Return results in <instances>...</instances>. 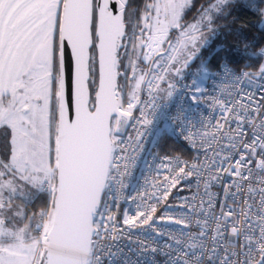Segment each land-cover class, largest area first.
Here are the masks:
<instances>
[{
  "label": "snow or ice",
  "instance_id": "1",
  "mask_svg": "<svg viewBox=\"0 0 264 264\" xmlns=\"http://www.w3.org/2000/svg\"><path fill=\"white\" fill-rule=\"evenodd\" d=\"M188 2L163 5L170 19L165 39L157 41L151 35L156 2L144 5L137 24L131 22L138 10L130 0H0V151L7 153L6 159L0 157V264H141L117 246L123 239L135 245L138 256L153 254L144 264H156V253L166 257L165 264H264V63L225 81L227 90L217 86L211 93L198 86L202 77L194 73L196 79L184 91L192 104H206L210 111L193 113L191 119L188 113H174L155 133L159 137L178 128L193 155L157 153L158 162L142 186L131 196L125 192L144 148L149 116L178 92L184 71L213 28L211 13L231 0L208 5L203 30L180 20ZM102 10L119 27L111 46L100 52ZM109 61L118 103L108 113L97 184L80 194L73 224L72 174L58 176L65 151L60 115L66 112L67 124H73L81 87L87 90L88 111L96 110L92 85L99 84L97 77ZM43 88L46 99L38 94ZM45 104L46 148L37 127ZM189 177L195 178L197 190L172 204L173 190ZM213 185L220 190L213 191ZM38 192L48 195L39 209L32 206ZM121 201L135 207L121 210ZM162 223H174L181 231H161ZM140 229L151 230L163 243L157 246L148 231L146 238L133 239V231Z\"/></svg>",
  "mask_w": 264,
  "mask_h": 264
},
{
  "label": "trees",
  "instance_id": "2",
  "mask_svg": "<svg viewBox=\"0 0 264 264\" xmlns=\"http://www.w3.org/2000/svg\"><path fill=\"white\" fill-rule=\"evenodd\" d=\"M154 0H130V5L138 11L131 18L132 23H140L139 17L145 4L153 3ZM193 14H188L185 19V25H191L197 18L207 11L208 5L214 0H192ZM221 11L212 16V25L217 29L216 33L211 34L207 46L201 48L184 73L189 70H198L194 67L198 63L212 74L221 64H227L234 72L242 70L255 71L262 61L255 55L258 48L264 45V21L261 19V13L264 12V0H231L230 4L221 5ZM131 11V9H129ZM127 30L131 32V25L126 20ZM174 38V36H173ZM138 44V40H133ZM124 85L125 92L128 91L126 82L119 81ZM96 90V84L92 85ZM160 153L187 155V149L184 143L172 136L163 135L160 139ZM1 157L7 158L6 151H0ZM47 198L39 192L32 201V206L37 209L44 207ZM31 211V209H29Z\"/></svg>",
  "mask_w": 264,
  "mask_h": 264
},
{
  "label": "water",
  "instance_id": "3",
  "mask_svg": "<svg viewBox=\"0 0 264 264\" xmlns=\"http://www.w3.org/2000/svg\"><path fill=\"white\" fill-rule=\"evenodd\" d=\"M81 48L82 55H86L87 49V18L86 12L81 11ZM119 27V22L105 15L101 11V31L103 39L100 52L112 44V38ZM94 93L97 108L89 112L91 104L87 101V90L81 87L80 102L78 104L77 116L72 125L67 124V114L61 111L59 127L62 130V140L65 151L60 161V173L58 176L64 178L71 171L76 196L73 201L72 223H76V209L80 201V194L86 190L94 189L97 181V168L105 151L108 141V113L116 109L118 100L113 88L116 84L115 71L111 67V61L104 69L103 75L97 77ZM87 105V106H85Z\"/></svg>",
  "mask_w": 264,
  "mask_h": 264
},
{
  "label": "built area",
  "instance_id": "4",
  "mask_svg": "<svg viewBox=\"0 0 264 264\" xmlns=\"http://www.w3.org/2000/svg\"><path fill=\"white\" fill-rule=\"evenodd\" d=\"M173 36H174V32ZM255 55L264 63V45L258 48L255 52ZM247 70H242L240 72H234L231 67L227 64H221L218 69H216L212 74L209 75L208 79L201 85V79L198 80V86L202 88H206L209 93L213 92L217 86L224 87L226 90L230 87V84L225 81L234 80L237 76H239L242 72ZM199 72L202 77L201 70H189L183 74V79L179 82V90L172 97L169 101H162L160 106L156 109H153L151 115L149 116L150 124L147 126L148 131L145 135L144 140V148L143 150L136 156V159L133 163V166L130 171V175L127 178V183L125 187L126 195L131 196L135 194V192L142 186L144 177L148 175L151 170H154L155 164L158 162L157 153H160V139L163 135H168L175 137L181 140L186 149L188 154L183 155L185 159H190L193 155V149L191 146L185 141L182 136L180 135L179 129L177 128L173 131L171 128L166 131L162 136L156 137L155 133L158 128L162 126V123L167 119H170L174 113L181 112V113H188L189 118H192V114H203L207 115L210 109L206 104H192L190 99L188 98L187 94L184 91V85L193 79H196L194 73ZM223 82V83H222ZM252 90H255L253 87ZM171 108V110H170ZM152 122V123H151ZM131 132L132 130L129 129ZM163 155V154H161ZM177 155V154H176ZM155 173H153V176ZM195 184V178L189 177L186 180L182 181L181 184L178 186L177 189L173 190L170 201L172 204H176L177 200L190 196L195 189L192 185ZM219 185H213V191H219ZM200 195H203V182H201L200 188L198 189ZM42 193L48 200V195L46 192ZM122 209L128 208L133 209L135 206L124 201H121ZM179 212V209L175 210ZM158 227L161 231H172V232H180L181 229L178 225L174 223H167V224H159ZM148 231L149 238H154L153 242L159 246L163 243V238L157 236L151 230H134L132 233L133 239L139 236L141 239L146 238L144 236V232ZM117 246L123 250L124 254L128 255L132 259H139L141 264H144V261L149 260L153 254H144L138 256L135 252V245L130 243L129 240L123 239L117 243ZM156 257V264H165L166 257L160 256L159 253L155 254Z\"/></svg>",
  "mask_w": 264,
  "mask_h": 264
},
{
  "label": "rangeland",
  "instance_id": "5",
  "mask_svg": "<svg viewBox=\"0 0 264 264\" xmlns=\"http://www.w3.org/2000/svg\"><path fill=\"white\" fill-rule=\"evenodd\" d=\"M154 2L158 3L159 9L157 10V8H153L152 11H151L152 24L154 26V30L151 33V35H152V38L154 40L159 41V40L165 39V37H166V33L163 32V29H165L166 26L168 25L170 17L168 16L166 10L163 7V5L167 2V0H154ZM193 5H194V2H192V0H189V2L186 3L180 9V17H179L180 20H182L184 22L185 19L188 17V14H190V15L193 14V10H192L193 9ZM220 6L221 5H219V7ZM206 14H208L207 11H204V13H202L197 18V20L195 22V23H198L200 25L202 30L204 29V27L208 23V21L204 20V16ZM216 14H217L216 11H213L211 13L212 16H214ZM211 22H212V20H211ZM216 32H217V29H215L213 27L212 30L206 34L205 42L200 46L199 50L201 48H203V47L208 45L209 40H210L209 36L211 34H213V33H216ZM170 35H173V33L170 32ZM174 35H175V33H174ZM145 38L147 39V34H146ZM138 43H139V41H138ZM165 44H166V42L163 44V47L165 46ZM158 50H159V47H157V51L156 52H158ZM145 51L147 52V51H149V49L145 48ZM194 67L202 71L201 85H203V83L208 79L210 74L205 69V67L203 65H199L198 66V63H197L196 65H194ZM38 94L41 96V98L46 99L47 88H43L42 91L38 92ZM37 127L39 129V135L43 139V141L45 143V148H46V143H47V110H46V104L44 106V110L40 113L39 119L37 121ZM0 157H1V153H0ZM45 162H46V151H45Z\"/></svg>",
  "mask_w": 264,
  "mask_h": 264
},
{
  "label": "crops",
  "instance_id": "6",
  "mask_svg": "<svg viewBox=\"0 0 264 264\" xmlns=\"http://www.w3.org/2000/svg\"><path fill=\"white\" fill-rule=\"evenodd\" d=\"M166 45H167V43L165 44L164 48H167ZM156 53L159 54V50H158V52H156ZM38 194H39V192L35 194V196L33 197L32 201L36 198V196H37ZM16 203L19 205V204H20V201H16ZM21 226H23V225H21Z\"/></svg>",
  "mask_w": 264,
  "mask_h": 264
}]
</instances>
